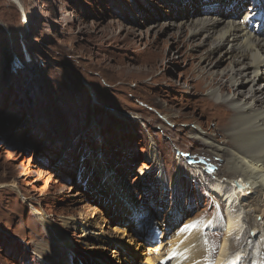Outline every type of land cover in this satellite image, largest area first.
Here are the masks:
<instances>
[{"label":"rangeland","instance_id":"rangeland-1","mask_svg":"<svg viewBox=\"0 0 264 264\" xmlns=\"http://www.w3.org/2000/svg\"><path fill=\"white\" fill-rule=\"evenodd\" d=\"M20 2L24 11L0 0V264H68L49 256L57 248L55 231L66 250L73 248L71 264H110L103 248L109 254L117 249L108 246L111 237L125 243L114 227L124 228L131 219L126 213L132 214L118 208L123 190L139 207H161L165 199L167 211L179 203L176 215L186 213L181 222L202 214L217 225L227 219L228 226L233 215L238 228L228 253L244 263L257 257L260 264L264 235L253 232L239 200L229 204L213 193L220 178L206 169L213 164L210 149L191 137L204 122L209 135L216 130L221 141L229 140L203 116L205 103L213 101L206 88L211 76L199 61L209 42L196 48L203 37L195 40L182 25L216 5ZM94 207L101 212L94 214ZM84 222L104 232L106 244H91L95 235L84 236ZM210 226V237L226 235V228L209 232ZM210 245L215 248L216 238ZM142 252L143 262L148 256Z\"/></svg>","mask_w":264,"mask_h":264},{"label":"bare ground","instance_id":"bare-ground-1","mask_svg":"<svg viewBox=\"0 0 264 264\" xmlns=\"http://www.w3.org/2000/svg\"><path fill=\"white\" fill-rule=\"evenodd\" d=\"M203 1H205L203 3L204 5H216L211 11L212 13L206 11L204 15L197 16V18L190 21L188 20L182 24L189 29L191 37L195 40L199 37H203L204 40L196 43V48H198L197 45L201 47L203 43L209 42V46L200 56L199 61L203 72L208 73L209 77L211 76L206 88L213 101L205 103L207 104L205 110L204 105H199V101H197L196 104L198 108L199 106H203L204 117L207 116V118L215 120L219 130L225 131L224 136L229 138L227 141H230L231 144H226V140L221 141L217 137L218 135H216V130L214 132L215 134L209 135L208 132L203 129L204 122L200 123L199 127H197L198 129H196L191 137L202 145V150L207 151L206 148L211 150H209L211 153L209 157H211L213 164L206 165H212L213 168L208 166L209 168L206 169H210L213 173L215 172L214 174L222 180L219 179L220 183L213 193H215L216 196L221 194L222 197L228 198L226 201L229 202V204L239 200V205H241V208H244L246 212V218L249 219L252 224L253 232L263 236L264 82L260 84L259 82L264 79V11L260 12L259 9L264 5V0H230L232 3L235 2L232 9L224 8L223 5L227 0H222V2L221 0H208L209 2L202 0V2ZM13 2L24 11L20 0H13ZM211 2L215 3L211 4ZM247 3L250 5L248 7L249 10H251L252 7L254 11L249 12L248 10L247 13H242L240 11L241 4L247 5ZM193 7H196V4H194ZM238 18L242 20L238 21ZM226 63L227 66H224ZM199 80L202 81L203 79ZM200 115H202V113ZM229 115H233L232 118H230ZM156 154L159 155L158 149L153 146L151 149V157L157 159L158 157ZM196 158L197 157H194V160H196ZM217 160H223V164ZM196 167L202 171L205 168L204 166L201 168L199 165H196ZM218 168L222 170L221 176H219L221 172L216 171ZM203 174L208 176L206 172ZM210 174L212 173L210 172ZM110 179L111 178L108 177V180ZM172 181L175 182L176 180L173 179ZM238 182L241 184L238 185ZM229 186L231 189H229ZM121 193L123 194L119 199V209L124 212L132 210V213L136 216L134 218L136 221H138L139 218L147 217L161 224L165 223L168 228L165 233L167 237L171 236V233L177 227V221L179 219L177 215L185 213L182 210L183 212L178 211L176 215L175 209L173 211H166L165 204L163 203L161 205L162 208L164 205L162 210L158 205L151 208L148 207V205L139 207L127 196L128 193L125 194L124 190L121 191ZM128 204L130 207L127 208ZM234 205H232V207ZM92 209L94 214L101 212V210L96 207ZM231 216L229 217L228 226L226 227L225 246H223L219 254L218 264L223 260L225 253L229 254L228 243H230V238L235 233V229L238 225V218L235 217L236 219H234L233 215ZM130 217L131 219L126 220L125 223L129 222L133 224L135 222L133 217ZM161 220H163V222ZM209 224L210 222L207 221L204 227L207 228ZM83 227L85 228L84 236L88 237L89 234L95 235L91 244L96 245L97 242L106 244V241H103L105 238L104 232H99L98 230L96 232L93 231L95 228H92L91 223L84 222ZM114 231L117 234V238H119L120 235L123 236L122 239L127 236L128 240H126V242L136 246L135 249L137 251L140 250L141 246L145 247V244L138 237L133 236L126 227L121 228L120 226H115ZM138 232L141 234L140 230H138ZM62 235L61 231H55L54 236L57 248L52 251L50 250L49 253L51 255L49 256L53 257V259L55 258L57 263L66 261L68 264H71L70 256L73 253V248L66 247L67 250L64 248L61 243L63 239ZM176 235L177 233L175 232L174 235L172 234L171 236L172 239L162 241V243L159 244H151L145 248V253L151 255V260H149L148 264H155L163 256L170 257L174 262L180 259L184 260L185 263L183 264L211 263L213 249L210 244L208 245L206 231L202 225L184 239H182L183 236L175 238ZM108 239L112 240L113 238L111 237ZM112 245L114 244L110 243L108 246L110 247ZM263 247L264 242H262V248ZM105 249L107 248H103V256L110 257L111 260H108L110 264H121L123 261L122 255L125 253L122 254L124 248L121 250L117 247V249L112 250L110 254L105 252ZM182 250H185V253L180 252ZM133 256L139 257L140 252L134 253ZM232 256L233 262L237 259H241L237 255ZM46 258L49 257L47 256ZM130 262L132 261H129V263ZM260 264H264V259Z\"/></svg>","mask_w":264,"mask_h":264},{"label":"water","instance_id":"water-1","mask_svg":"<svg viewBox=\"0 0 264 264\" xmlns=\"http://www.w3.org/2000/svg\"><path fill=\"white\" fill-rule=\"evenodd\" d=\"M241 183L238 182V185H240Z\"/></svg>","mask_w":264,"mask_h":264}]
</instances>
